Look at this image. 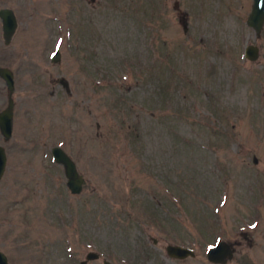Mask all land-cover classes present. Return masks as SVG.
Masks as SVG:
<instances>
[{
  "label": "rangeland",
  "instance_id": "374dc122",
  "mask_svg": "<svg viewBox=\"0 0 264 264\" xmlns=\"http://www.w3.org/2000/svg\"><path fill=\"white\" fill-rule=\"evenodd\" d=\"M250 5L0 1L18 21L9 44L0 30L15 79L12 136H0L9 264H79L88 251L100 256L86 264H213L218 240L236 248L226 264H264V29L256 38L245 24ZM8 98L0 79V109ZM56 145L86 180L80 194ZM149 206L167 218L153 221ZM168 244L195 255L169 257Z\"/></svg>",
  "mask_w": 264,
  "mask_h": 264
},
{
  "label": "water",
  "instance_id": "95a60500",
  "mask_svg": "<svg viewBox=\"0 0 264 264\" xmlns=\"http://www.w3.org/2000/svg\"><path fill=\"white\" fill-rule=\"evenodd\" d=\"M0 19L2 22V34L5 43L10 41L11 36L17 28V20L10 9L0 10ZM246 24L251 27L257 38L260 37L261 30L264 24V0H253V5L248 13ZM259 57V48L257 45L249 44L245 47L244 58L249 61H256ZM60 58L58 49L52 54L51 60L57 62ZM0 78L3 80L7 91L9 92V98L7 106L0 112V132L5 140H8L11 136L12 125V107L13 100L11 93L14 89V77L12 72L4 67H0ZM62 83L65 84L64 81ZM51 154L53 161L62 166L63 173L66 178V187L71 194H80L83 190V186L86 180L82 174L79 173L76 163L65 152V150L59 146H53L51 148ZM253 162L256 163V158H253ZM6 166V153L2 145H0V179L4 173ZM155 242V240H154ZM233 244L229 241L218 240L214 245L208 247L206 251V258L213 264H226L233 257ZM165 251L169 257L176 259H183L186 257H193L194 250L178 244H168L165 247ZM99 258V254L95 251H89L86 253L84 259L80 261V264H86L88 261L96 260ZM103 264H116L107 260H103ZM0 264H9L7 256L0 250Z\"/></svg>",
  "mask_w": 264,
  "mask_h": 264
},
{
  "label": "flooded vegetation",
  "instance_id": "af4514ba",
  "mask_svg": "<svg viewBox=\"0 0 264 264\" xmlns=\"http://www.w3.org/2000/svg\"><path fill=\"white\" fill-rule=\"evenodd\" d=\"M1 1V0H0ZM251 1V5H250V9H251V7H252V5H253V0H250ZM2 9H10V10H12L11 8H9V7H5V6H3V7H0V10H2ZM12 12L14 13V15H15V17H16V14H15V12L12 10ZM250 12V11H249ZM248 16V15H247ZM246 19H247V17H246ZM16 20H17V17H16ZM17 23H18V21H17ZM245 24H246V20H245ZM247 25V24H246ZM248 26V25H247ZM17 27H18V25H17ZM249 27V26H248ZM249 28H251V27H249ZM17 29V28H16ZM252 29V28H251ZM263 29H264V24H263V28H262V30H261V33H262V31H263ZM0 30H1V35H2V39H3V42L5 43V41H4V38H3V34H2V22H1V19H0ZM253 30V29H252ZM15 32H16V30H15ZM15 32L13 33V35L11 36V38H10V41H11V39H12V37L14 36V34H15ZM253 32H254V30H253ZM254 35H255V32H254ZM255 37H256V35H255ZM260 37H261V34H260ZM259 37V38H260ZM257 38V37H256ZM10 41L8 42V43H5V44H9L10 43ZM249 45V44H248ZM253 45H257V44H254L253 43ZM247 46V45H246ZM245 46V47H246ZM258 46V48H259V55H260V47H259V45H257ZM245 47H244V50H245ZM259 58V57H258ZM243 59L244 60H247L246 58H244V52H243ZM249 61V60H248ZM250 62H254V61H250ZM0 67H4V68H7V69H9L11 72H12V70L10 69V68H8V67H6V66H4V65H1L0 64ZM12 74H13V72H12ZM13 77H14V74H13ZM1 79V78H0ZM2 80V79H1ZM3 81V80H2ZM5 85V84H4ZM6 87V86H5ZM14 92H15V79H14V89H13V91H12V93H11V98H12V100H13V107H12V125H11V136H12V132H13V128H14V118H15V110H14V106H15V102H14V99H13V96H14ZM9 93V92H8ZM7 106V105H6ZM6 106L3 108V109H5L6 108ZM3 109H0V112L3 110ZM0 136L1 137H3V135L1 134V132H0ZM10 136V137H11ZM4 138V137H3ZM10 139V138H9ZM66 152V151H65ZM5 153H6V151H5ZM67 153V152H66ZM68 154V153H67ZM69 155V154H68ZM70 156V155H69ZM7 157V156H6ZM7 160V159H6ZM74 161V160H73ZM6 167V166H5ZM62 167V166H61ZM63 169V168H62ZM5 171V170H4ZM4 174V173H3ZM234 248V251H233V256H234V253H235V250H236V248H235V246L233 247ZM89 252V251H88ZM195 253V252H194ZM86 255V254H85ZM195 255V254H194ZM100 256V255H99ZM232 259H233V257H232ZM231 259V260H232ZM82 261V260H81ZM9 262V261H8ZM79 264H80V262H79Z\"/></svg>",
  "mask_w": 264,
  "mask_h": 264
},
{
  "label": "trees",
  "instance_id": "16d2710c",
  "mask_svg": "<svg viewBox=\"0 0 264 264\" xmlns=\"http://www.w3.org/2000/svg\"><path fill=\"white\" fill-rule=\"evenodd\" d=\"M168 70H169V68L167 69V71ZM169 73H172L171 70H169ZM167 75L168 74H165L164 79L161 81V82H163L162 83L163 90H164V85L166 83L170 84L169 83L170 79L167 77ZM172 79L173 78L171 77V80ZM202 210H203V208H202ZM149 216H151L153 218V221H156V222L158 221V223H160V222H163V220H165L167 218V213L165 211H162L160 208L154 209V206H151V207L149 206ZM148 221L151 222L150 219H148Z\"/></svg>",
  "mask_w": 264,
  "mask_h": 264
}]
</instances>
